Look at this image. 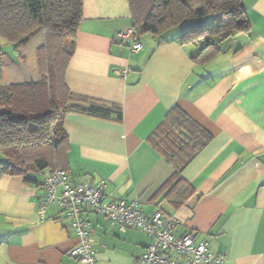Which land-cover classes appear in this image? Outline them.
Returning a JSON list of instances; mask_svg holds the SVG:
<instances>
[{
	"label": "crops",
	"instance_id": "crops-1",
	"mask_svg": "<svg viewBox=\"0 0 264 264\" xmlns=\"http://www.w3.org/2000/svg\"><path fill=\"white\" fill-rule=\"evenodd\" d=\"M241 2L248 31L200 62L193 59L200 47L182 43L173 27L141 33L142 48L131 52V40L117 37L133 24L128 0H83L64 74L75 99L122 112L121 120L64 116L68 180H104V201L137 200L147 215L160 207L175 217L176 236L191 233L212 252L226 250L218 264H264V0ZM169 113H184L210 135L179 170L182 190L170 196L176 165L161 141ZM28 174L32 180L0 174V264H78L68 253L77 243L69 218L55 203L38 210L46 172ZM82 215L97 264H134L152 241L103 214Z\"/></svg>",
	"mask_w": 264,
	"mask_h": 264
},
{
	"label": "trees",
	"instance_id": "trees-1",
	"mask_svg": "<svg viewBox=\"0 0 264 264\" xmlns=\"http://www.w3.org/2000/svg\"><path fill=\"white\" fill-rule=\"evenodd\" d=\"M128 2L132 27L139 34H161L185 19L208 17L205 24L181 35L182 43L200 47L193 56L200 62L215 54L222 41L249 29L241 0H151L144 9L141 0ZM82 9L83 0H0V37L5 42L18 49L39 30L43 37L35 51L36 74L24 67L26 57L21 51L17 55L22 61L10 63L0 49V174L22 175L29 181L31 172L47 173L57 168L67 171L68 140L63 118L68 112L122 118L118 107L75 99L65 83ZM166 121L170 126H163L161 141L169 138L171 144L164 151L176 165L175 177L166 190L170 196L182 190L179 170L210 135L184 113H169ZM201 134L207 139L202 140Z\"/></svg>",
	"mask_w": 264,
	"mask_h": 264
},
{
	"label": "built area",
	"instance_id": "built-area-1",
	"mask_svg": "<svg viewBox=\"0 0 264 264\" xmlns=\"http://www.w3.org/2000/svg\"><path fill=\"white\" fill-rule=\"evenodd\" d=\"M139 36L133 27L117 33L120 40H131V52L142 48ZM129 70L125 67L122 73ZM41 185L44 193L38 210L42 213L49 204L55 203L69 218L77 243L68 253L78 264H97L89 221L82 215L84 211L103 214L121 231L132 227L151 236L152 241L134 264H218L227 256L226 250L212 252L205 242H195L191 233L176 236L175 217L165 215L160 207L147 215L137 200L104 201V180L71 183L67 172L57 168L44 175Z\"/></svg>",
	"mask_w": 264,
	"mask_h": 264
},
{
	"label": "rangeland",
	"instance_id": "rangeland-1",
	"mask_svg": "<svg viewBox=\"0 0 264 264\" xmlns=\"http://www.w3.org/2000/svg\"><path fill=\"white\" fill-rule=\"evenodd\" d=\"M143 9L145 8L144 5L147 7L150 5L151 0H141ZM208 21V17H194V18H189L185 19L182 21L180 24L176 25L173 27V29L179 28L181 33L184 32L185 30H188L192 28L193 26L199 25V24H205ZM206 32V30H205ZM208 33V32H207ZM42 32L37 31L34 33L31 37L28 38L26 41L25 45L21 46L20 48H15L13 44H8L5 42L1 37H0V49L1 52L4 54L5 59L7 62L10 63H17L18 60L21 62L22 61V56L20 59H18L17 52L18 50L21 51L25 57H26V62L24 64V67H26L27 71H30L32 74H36V48L38 45H40V41L42 39ZM70 41L67 39L65 40V44L68 45ZM173 135V132H170V136ZM165 140L162 141L163 144H166V147L171 144L169 142V138H164ZM38 176H41V174H38Z\"/></svg>",
	"mask_w": 264,
	"mask_h": 264
}]
</instances>
